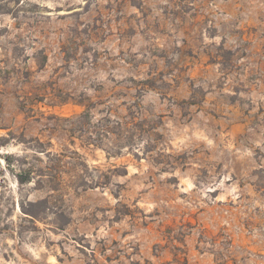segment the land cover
Wrapping results in <instances>:
<instances>
[{
    "label": "rangeland",
    "instance_id": "rangeland-1",
    "mask_svg": "<svg viewBox=\"0 0 264 264\" xmlns=\"http://www.w3.org/2000/svg\"><path fill=\"white\" fill-rule=\"evenodd\" d=\"M0 264H264V0H0Z\"/></svg>",
    "mask_w": 264,
    "mask_h": 264
},
{
    "label": "trees",
    "instance_id": "trees-1",
    "mask_svg": "<svg viewBox=\"0 0 264 264\" xmlns=\"http://www.w3.org/2000/svg\"><path fill=\"white\" fill-rule=\"evenodd\" d=\"M88 111H89L88 109H85L80 115H81V116L86 115V114H88ZM104 120H105V121H109V119H107V118H105ZM117 123H118V124H117V125H118V128H119V130H121V132H122V130H124V128H127V127H128L127 123L123 124V123H121V122H119V121H118ZM107 124H108V123H104V124L102 125L103 132H106V131H107V129H106V128H107ZM19 181H20V182H23V181H26V180H25V179L23 180V179H20V178H19Z\"/></svg>",
    "mask_w": 264,
    "mask_h": 264
}]
</instances>
